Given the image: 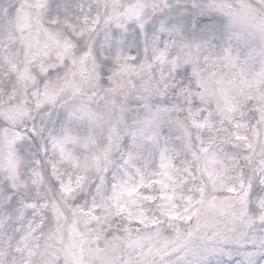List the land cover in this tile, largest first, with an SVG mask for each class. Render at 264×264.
<instances>
[{
	"label": "rangeland",
	"instance_id": "1",
	"mask_svg": "<svg viewBox=\"0 0 264 264\" xmlns=\"http://www.w3.org/2000/svg\"><path fill=\"white\" fill-rule=\"evenodd\" d=\"M78 260L264 264V0H0V264Z\"/></svg>",
	"mask_w": 264,
	"mask_h": 264
},
{
	"label": "bare ground",
	"instance_id": "2",
	"mask_svg": "<svg viewBox=\"0 0 264 264\" xmlns=\"http://www.w3.org/2000/svg\"><path fill=\"white\" fill-rule=\"evenodd\" d=\"M215 131H218V130H215ZM220 135H224V134H220ZM222 140H223V139H222L220 136H218L217 138H214L212 141H213L214 144H217L218 147H219V143H220ZM222 149H223V148H222Z\"/></svg>",
	"mask_w": 264,
	"mask_h": 264
}]
</instances>
